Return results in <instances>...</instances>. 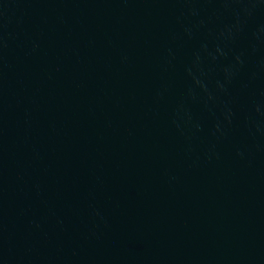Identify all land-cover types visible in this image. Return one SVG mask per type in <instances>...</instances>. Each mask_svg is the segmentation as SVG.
<instances>
[{
  "label": "water",
  "instance_id": "1",
  "mask_svg": "<svg viewBox=\"0 0 264 264\" xmlns=\"http://www.w3.org/2000/svg\"><path fill=\"white\" fill-rule=\"evenodd\" d=\"M0 264H264V0H0Z\"/></svg>",
  "mask_w": 264,
  "mask_h": 264
}]
</instances>
